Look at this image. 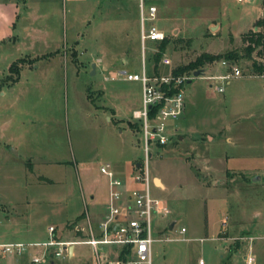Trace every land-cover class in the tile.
<instances>
[{
  "label": "rangeland",
  "instance_id": "1",
  "mask_svg": "<svg viewBox=\"0 0 264 264\" xmlns=\"http://www.w3.org/2000/svg\"><path fill=\"white\" fill-rule=\"evenodd\" d=\"M168 1L172 7L165 8V0L145 3V14L151 2L162 8L155 20H145V27L163 26L169 40L163 54L170 63L156 67L159 41L139 43L138 51L124 49L136 44L140 21L123 16L118 0H24L18 31L22 40L13 46V55H43L25 62L58 66L46 71L24 66L14 90L0 83V242L32 243L29 229L51 222L61 227L60 238L81 240L87 218L97 228L105 216L109 180L101 163L112 164L122 180L132 170L140 172L133 162L144 159L143 130L139 123L135 127L131 113L142 107V84L122 72L140 73L145 63L154 75L168 74L208 51L238 50L233 65L242 73L261 60L255 52L252 59L242 57L243 35L234 39L229 28L236 31L239 20L258 16L262 0ZM212 16L226 27L219 35L211 34ZM171 21L182 37L194 35L193 40L175 37ZM22 23L30 24L28 33L21 30ZM221 61L182 83L185 112L168 122L178 124L172 141L149 144L150 192L171 211L153 215L155 236L170 239L153 242L152 264H247L250 242L242 238L264 235V172L254 171L264 169V116L242 119L240 130L229 131L227 123L236 115L228 91L219 92L208 78L231 70ZM220 85L227 88L226 82ZM228 135L234 140L228 141ZM4 141L16 143L20 153L11 152ZM234 167L238 171L227 177ZM25 196L33 200L29 208ZM77 216L82 221L69 220ZM182 226L186 231L180 233ZM254 241V264H264V241ZM117 245H97L100 255L109 249L102 264L117 257ZM74 246L76 256L56 264H96L93 246Z\"/></svg>",
  "mask_w": 264,
  "mask_h": 264
},
{
  "label": "built area",
  "instance_id": "2",
  "mask_svg": "<svg viewBox=\"0 0 264 264\" xmlns=\"http://www.w3.org/2000/svg\"><path fill=\"white\" fill-rule=\"evenodd\" d=\"M241 1V0H240ZM157 8L155 5H149L147 14H145L144 2L140 4V37L144 44L147 40L160 41L166 36L156 25L151 24L145 27V20L153 21L157 18ZM162 64H169L170 59L166 54L161 56ZM224 64H230L228 61H223ZM143 65V62H142ZM242 70L236 66H232V71L227 74L211 75L209 79H214L216 84L215 89L223 92L225 87L220 85L227 81V78L239 76ZM190 77L177 75L174 77L171 72L168 74L154 75L148 71L146 65H143L140 73H128L126 79H135L141 81L142 84V107L132 111V117L139 122L141 130H143V147L144 159L141 162V171L131 174L132 180L142 184V187H126L125 181L122 180L112 164L106 162L101 163L100 171L104 173L109 180L108 201L106 204V214L104 219L100 221L99 229H101L100 237H96L91 229V237L84 241L93 246L96 261L101 263L100 253L97 245L103 244H121L129 247V252H126L124 258L117 257L108 261V264H152L153 242L158 240L170 239L156 237L152 224L154 214L165 216L171 211L168 206L163 203L162 199L155 197L150 192V177L148 169V159L151 155L150 143L163 145L170 141L167 124L169 120L177 119L184 108V96L181 89L172 94L166 93V88L170 85L185 83ZM155 106V115L150 117L149 109ZM53 228H49L52 233ZM186 230L182 226L180 233ZM203 239V238H202ZM250 242L249 253L245 256L247 264H254L257 257L254 253V240L264 241L263 236H253L242 238ZM82 241V242H84ZM74 242V241H73ZM79 242V241H77ZM70 241H61L54 236H51L46 241H35L32 243L23 242H3L0 243V256L11 255L19 257L29 250H33L29 257L30 264H50L52 260L68 257L67 245Z\"/></svg>",
  "mask_w": 264,
  "mask_h": 264
},
{
  "label": "crops",
  "instance_id": "3",
  "mask_svg": "<svg viewBox=\"0 0 264 264\" xmlns=\"http://www.w3.org/2000/svg\"><path fill=\"white\" fill-rule=\"evenodd\" d=\"M69 1L74 3V4H77L80 2H88L90 0H69ZM142 1L144 2V5H145L147 0H118V9L121 10L122 12H124L123 16H125V17L128 16L130 19L133 18V20H135V22L138 20L141 21L140 4L142 3ZM148 1H150V0H148ZM244 1H250V0H244ZM23 2H24V0H23ZM23 2H20L19 0H0V59L1 58L3 59V63H1L2 65L0 67L1 68L0 74L2 75V77H0V83L9 85V87L11 85H13L10 88V90L15 89L16 85H14V83L18 82L19 78L21 77V73L25 71V67L26 68L34 67L38 71L39 70L40 71H46L47 69H51V68L55 69L56 66H58V64H55V63L46 64V65L42 64V63H35L33 65L34 62L30 63V64L25 62V61H28L30 57H38L40 55H37V56L27 55V56L17 57V58H16V56L13 55V52H12L13 46L16 43H20L22 40L21 36H19L18 31L20 29V20H21L20 18H21V10H22ZM164 4H165L164 5L165 8L166 7H172V2H170L168 0H165ZM150 5L156 6V4H154L152 2ZM156 8H157V13H158L159 9L160 10L162 9L160 7V5H159V7L156 6ZM259 12L260 13L256 17L249 18L248 20L243 19V21L239 20L234 27V28H236V31H233L229 28V30H230L229 35H232L234 39H240V38H242V35L244 33L250 31L251 29L258 30V26L256 25V22L258 21V19H260L264 16V0H262V5H261ZM218 20H219V18L216 16L210 17L209 25L212 27V30H213L211 33L212 35H219L223 31V29L226 28V27H224L222 21L219 22ZM169 25L173 26L171 31L175 34V37L177 36V38H179V39L180 38H186V39H192L193 40L194 35L182 37L180 35L181 28L178 26H174L173 21H171L169 23ZM158 28H160L163 32H165L164 31L165 29L163 26L162 27L160 26ZM30 29H31L30 24L29 25H27L25 23L21 24V30H23L25 33L26 32L28 33L30 31ZM136 31H135V33L137 36V42H136V44H131V46L127 45V47L124 48V49H126V51H127V49H132V50L138 51L139 49H137L138 48L137 45L139 43L141 44V46H143V43H142L141 37H140V34H141L140 25H139L138 33ZM165 33L167 34V32H165ZM211 51H213V50H211ZM258 51L259 50L255 51V53H256L255 58H260L261 59L260 61H264V47L262 48V50L259 53H258ZM208 52H210V51H208ZM40 57H43V55ZM14 61H22L23 62V63H19V66H18L19 71L18 72L16 69H14V70L10 69V66L14 63ZM123 61H125V60H123ZM223 61H225V60H223ZM223 61H221V62L223 63ZM97 62H100V66H102L101 70L103 72H106L107 67L101 64L102 63L101 59H99ZM142 62H143V60H142ZM97 65H98V63L95 62V65H94L95 69H94L93 73H95L97 71V68H98ZM144 65H146V64L144 63ZM223 65L227 66L228 68H231V70L228 72L232 71V66H233L232 63H230V64H224L223 63ZM213 67H216V64ZM146 68L148 69L149 72H151L147 65H146ZM207 68L208 67H206V70H207ZM221 69H223V68H221ZM223 71H224V69H223ZM128 73H138V72L137 71H131V70H128L127 73L122 72V74H124V75L125 74L127 75ZM224 74H227V73H224ZM224 74L222 73V75H224ZM215 75H220V74H215ZM104 77L106 79L108 78L107 75H104ZM226 83H227V88H225L224 91H226V90L228 91L227 100L231 101L232 106H233L232 108L235 109V115H236L235 118L229 119V122L227 123V128H229L230 132H232V129H236V130L241 129L242 119H245V118L246 119H253L254 117H257L258 115H260V117L264 116V108H262L264 106V74H261V73L256 74L253 72V68H252V70L244 71L239 76H232L230 78H227ZM0 93L4 94V91L2 89H0ZM101 93H102V90L100 89V94ZM103 108H106V110H108V108L105 106H103ZM133 110H135V109H133ZM183 111L185 112V103H184V108H183L182 112ZM111 112L113 114L114 109L111 110ZM182 112H181V114H182ZM261 112H263V113H261ZM108 118L112 119V117H108ZM116 119L122 120L120 118H116ZM177 125L178 124H174L171 126L169 123L167 124V130L169 131V137H170L171 141H172L173 137L176 136L175 133H176V130H178V129H176ZM263 130H264V126H263ZM181 137H183V135L179 136V138H181ZM227 140L233 141L234 139L232 138V135H228ZM12 142L13 141H4V144L7 145L8 147H10L11 152L20 153V150L17 149V144L15 143L14 145H12ZM141 162H142V160L138 161V162H133L134 163L133 169L137 168V169H140V171H141V168H142ZM31 164H32L31 162L28 163V165L32 169L33 166H31ZM263 170L257 169L254 171H255V173L262 174L264 172ZM115 171H116V169H115ZM230 171L231 172L232 171L237 172L238 170L235 167L230 168L226 173L227 177H229ZM260 171H261V173H260ZM133 173H136V172L134 170H132L131 173L129 174L128 178L124 180L127 189L132 188V187H140V188L142 187V184L137 183L134 180H132L131 174H133ZM155 178H157L159 180L158 186L160 188H164V184H163L162 180L156 176H152V179L155 182H156ZM257 178L258 177H256L255 180ZM37 179H39V176ZM234 179H235V177H232V180H234ZM38 181H40V180H38ZM214 184L218 185L219 180L214 179ZM91 197H93V196L91 195ZM107 197H108V195H107ZM32 202H33V200L31 198L28 199L27 196H25V204L24 205L27 208H29V206L31 205ZM163 203L166 204L164 201H163ZM105 208H106V206H105ZM105 212H106V210H105ZM74 219L75 220L78 219L77 223L79 221H82L80 216L73 217L72 219H69V220H74ZM225 222H226V220L224 217L223 223H225ZM174 223H175L174 220L170 221L169 222V228H173ZM99 224H97V228H93V226L90 222V219L87 218V225H83L81 227V229L84 230L83 233H86L84 236L79 235L81 240H75V239L64 240V239L59 237L60 232L58 230L61 227L58 228V226L55 223L51 222V223L45 224L43 227L35 226V227L30 228L29 231L31 233H34V234H32L30 236L31 238L29 240L34 241V242L35 241H46L51 236H54L55 238H57L61 241H66V242L70 241L71 243H69L67 245V247L69 245H72V247H73L72 251H69V247H68V257L67 258L54 259V260H52V262H50V264H56L57 261L65 260L68 258H73L76 256L77 253H76V247L74 246L75 244H84V243L89 244V243L84 241L85 239H88L90 237L89 236L90 230H88V229H91L93 231V234L97 235L96 237H100L101 229H99ZM223 226L225 227V224ZM51 227L53 228L52 233L49 231V228H51ZM85 230H87V231L85 232ZM77 241H79V242H77ZM82 241H84V242H82ZM3 242H5V241H3ZM3 242H0V243H3ZM114 248L118 249L116 254H119L118 255L119 257H121L122 252L124 255L126 254V252H129V247H127L125 245L118 244L117 247H114ZM32 251L33 250H29V251L25 252L24 254L20 255L19 257L11 256V255L0 256V264H30L29 263V257H30V254L32 253ZM106 252L109 253V249ZM105 253L102 252V254L100 255L101 260H104V255H106ZM116 254L114 253L113 255L116 257ZM95 262H96V264H99L97 261H95Z\"/></svg>",
  "mask_w": 264,
  "mask_h": 264
},
{
  "label": "trees",
  "instance_id": "4",
  "mask_svg": "<svg viewBox=\"0 0 264 264\" xmlns=\"http://www.w3.org/2000/svg\"><path fill=\"white\" fill-rule=\"evenodd\" d=\"M256 25L258 26V30L251 29L250 31L243 34V39L246 42L245 51L242 54V57L245 56L249 59H252L253 53L256 50H259L258 53L262 50L264 47V16L256 22ZM168 38L165 36L163 39H161L157 45L159 50L155 54V65L158 66L161 56L163 54L164 47L168 43ZM240 57V53L238 50H228L226 53H212V52H203L199 56H197L194 60L189 61L183 65L177 66V68L173 69L171 71V74L174 77H177V75H184L187 74V76H190L194 73L197 69H204L207 67L208 64L216 61V60H225L230 63H235L234 60H237ZM17 61H14V63L10 66V69H12L14 66H16ZM253 72L256 74H264V61H253ZM17 72L19 71L18 68H16ZM182 88V84L177 85V87H173V85H170V88H166L167 94H172L174 92H178L179 89ZM156 112V107L152 106L148 114L150 117L154 116ZM135 127L139 129L138 121L133 122ZM121 257L124 258L123 252L121 253Z\"/></svg>",
  "mask_w": 264,
  "mask_h": 264
},
{
  "label": "water",
  "instance_id": "5",
  "mask_svg": "<svg viewBox=\"0 0 264 264\" xmlns=\"http://www.w3.org/2000/svg\"><path fill=\"white\" fill-rule=\"evenodd\" d=\"M93 66H94V65H93ZM94 67H95V66H94ZM205 71H206V68H204V69H197V70L194 71V75H195V76H198V75L204 74ZM156 182L159 183V180L156 179ZM171 225H172V224H171ZM171 225H170V226H171ZM68 247H69V251H72V249H73L72 245H69Z\"/></svg>",
  "mask_w": 264,
  "mask_h": 264
}]
</instances>
